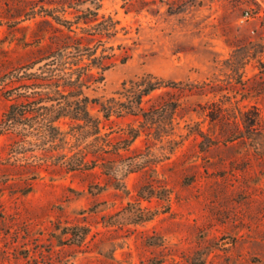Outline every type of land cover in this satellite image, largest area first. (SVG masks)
I'll use <instances>...</instances> for the list:
<instances>
[{"label":"rangeland","instance_id":"1","mask_svg":"<svg viewBox=\"0 0 264 264\" xmlns=\"http://www.w3.org/2000/svg\"><path fill=\"white\" fill-rule=\"evenodd\" d=\"M55 68L106 162L1 135L0 264H264V0H0V119Z\"/></svg>","mask_w":264,"mask_h":264},{"label":"trees","instance_id":"2","mask_svg":"<svg viewBox=\"0 0 264 264\" xmlns=\"http://www.w3.org/2000/svg\"><path fill=\"white\" fill-rule=\"evenodd\" d=\"M69 48L79 49V46L77 43L71 47L63 45L60 49L66 50ZM61 53L59 51V56H62ZM79 57L75 55L72 58L75 61V66L79 62ZM62 68H55L54 70L48 69L45 72L47 75L45 83H31L33 88L29 95L25 93H19L17 95L15 99L16 104L10 105L0 119V136L8 133L13 134L14 139L10 145L11 149L20 151V153H22L21 151H23V147L26 145H30V148H32L31 152L33 153L34 150H40L41 154L39 157L35 155L31 157L32 159H36L37 162H48L52 165L64 167L68 171H75L88 166L91 167L92 164H96L97 162L104 168L106 162L103 159L105 156L104 152L92 153L80 150L75 152V150H68L65 147V145H68L66 142L67 134L60 130L57 122L65 117L73 121L83 122L82 125L76 124L77 130L79 129L78 134L73 136L76 140L82 130H85V128L88 129V121H86L88 118V112L86 110L88 99L81 97L82 93L77 84L86 75H83V73L82 75L78 74L75 76V79H72L71 75L73 73L69 75ZM71 82L76 87L65 85V83ZM154 90L155 88L153 87L145 89L143 93L133 96V99L139 104L143 97L148 96ZM69 111L68 116L67 113ZM108 116L107 114L104 117ZM90 123V129L94 128L95 130L91 135L97 134V125H94V121ZM136 136H133L132 139H135ZM90 154L93 160L89 161L85 157ZM78 155H80L79 159H76L78 161L75 163L72 162L71 159L76 158ZM23 160L27 162L29 159H25V157L15 159L19 163ZM132 172L135 171H129L128 173Z\"/></svg>","mask_w":264,"mask_h":264},{"label":"built area","instance_id":"3","mask_svg":"<svg viewBox=\"0 0 264 264\" xmlns=\"http://www.w3.org/2000/svg\"><path fill=\"white\" fill-rule=\"evenodd\" d=\"M245 16H247V13H245Z\"/></svg>","mask_w":264,"mask_h":264}]
</instances>
